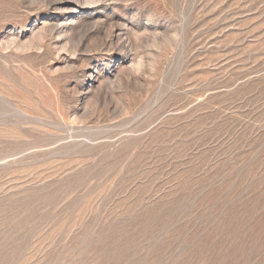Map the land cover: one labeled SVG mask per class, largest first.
Returning <instances> with one entry per match:
<instances>
[{"label": "rangeland", "instance_id": "obj_1", "mask_svg": "<svg viewBox=\"0 0 264 264\" xmlns=\"http://www.w3.org/2000/svg\"><path fill=\"white\" fill-rule=\"evenodd\" d=\"M0 264H264V0H0Z\"/></svg>", "mask_w": 264, "mask_h": 264}]
</instances>
